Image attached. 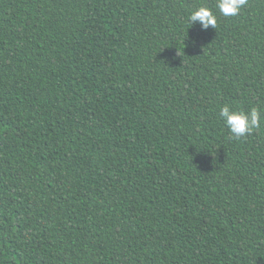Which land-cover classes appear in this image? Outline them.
<instances>
[{"label": "trees", "instance_id": "trees-1", "mask_svg": "<svg viewBox=\"0 0 264 264\" xmlns=\"http://www.w3.org/2000/svg\"><path fill=\"white\" fill-rule=\"evenodd\" d=\"M216 4L0 0V264H264V122L218 117H264V0Z\"/></svg>", "mask_w": 264, "mask_h": 264}, {"label": "clouds", "instance_id": "clouds-1", "mask_svg": "<svg viewBox=\"0 0 264 264\" xmlns=\"http://www.w3.org/2000/svg\"><path fill=\"white\" fill-rule=\"evenodd\" d=\"M246 4L247 0H217L216 7L221 15L234 17ZM188 23L191 26L199 24L201 30H207L209 26L216 27L217 18L211 9L200 6L189 13ZM218 117L233 138H241L246 134H251L264 122V117L261 116L260 110L256 107L243 111L224 105L219 109Z\"/></svg>", "mask_w": 264, "mask_h": 264}]
</instances>
